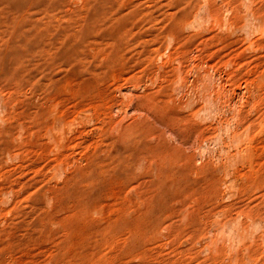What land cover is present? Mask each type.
Instances as JSON below:
<instances>
[{
  "label": "rangeland",
  "instance_id": "374dc122",
  "mask_svg": "<svg viewBox=\"0 0 264 264\" xmlns=\"http://www.w3.org/2000/svg\"><path fill=\"white\" fill-rule=\"evenodd\" d=\"M0 264H264V0H0Z\"/></svg>",
  "mask_w": 264,
  "mask_h": 264
}]
</instances>
